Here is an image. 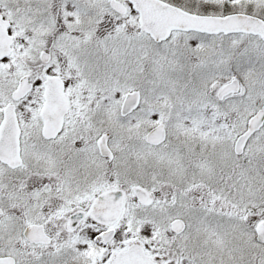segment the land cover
Returning a JSON list of instances; mask_svg holds the SVG:
<instances>
[{
  "label": "snow or ice",
  "instance_id": "1",
  "mask_svg": "<svg viewBox=\"0 0 264 264\" xmlns=\"http://www.w3.org/2000/svg\"><path fill=\"white\" fill-rule=\"evenodd\" d=\"M0 264H264V0H0Z\"/></svg>",
  "mask_w": 264,
  "mask_h": 264
}]
</instances>
